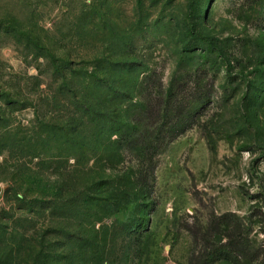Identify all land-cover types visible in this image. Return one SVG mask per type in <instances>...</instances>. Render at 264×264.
<instances>
[{
	"label": "rangeland",
	"instance_id": "374dc122",
	"mask_svg": "<svg viewBox=\"0 0 264 264\" xmlns=\"http://www.w3.org/2000/svg\"><path fill=\"white\" fill-rule=\"evenodd\" d=\"M206 38L233 70L218 63L208 110L157 158L153 196L116 214L110 191L96 189L103 206L72 210L68 175L78 163L69 155L98 178L138 169L125 152L100 156L111 140L91 116L80 120L78 148L47 140L82 98L115 101L111 91L84 95L92 74L132 91L157 70L168 86L181 61L212 65ZM55 94L60 108L47 105ZM227 212L247 218L253 239L264 241V0H0V264H190L186 225ZM144 217L149 233L134 254L120 226Z\"/></svg>",
	"mask_w": 264,
	"mask_h": 264
},
{
	"label": "trees",
	"instance_id": "16d2710c",
	"mask_svg": "<svg viewBox=\"0 0 264 264\" xmlns=\"http://www.w3.org/2000/svg\"><path fill=\"white\" fill-rule=\"evenodd\" d=\"M198 7L199 1L192 2L193 11L197 12ZM200 37L203 35L195 36V38ZM206 40L208 49L206 52L202 51L212 65L205 68L201 66L194 68L181 61L168 86L164 84L163 76L157 70L150 71L142 83L133 87L132 91L125 89L124 84L109 83L98 78L96 74H92V81L86 84L89 87L84 95L88 96L92 91H111L113 94L111 100L115 101L106 107H99L98 102L89 103L88 99H93L82 98L76 103L78 107L73 114L74 118L59 127L53 125L52 134H49L47 140L51 143L53 139H63L70 147L78 148V139L84 128L80 120L91 116L90 118L100 123L99 134H105L111 140L110 145L106 147L109 155L102 152L100 156L104 159L108 157L107 161L109 156H120L125 152L137 158L138 169L132 171V175L124 174L114 177L108 175L107 171H103L98 178L91 175L94 172L92 168L84 167L83 172L78 168L80 161L75 153L69 155L68 159L73 158L74 163L78 164L68 175L70 190L67 193L66 205L74 210L94 205L103 206L100 202L103 199L106 201L105 197L96 196L97 192L94 191L107 188L110 191L112 207L115 208L116 214H119L126 208L140 204L142 199L153 196L158 166L157 158L167 149L169 143L193 128L199 117L208 110L214 93V85L209 82L210 78H213L211 82H214L221 72V67H217L218 63L227 62L228 69L233 70L231 59L218 41L210 38ZM239 76V73L233 75L234 79ZM63 85L58 87V93H62L63 88H66L67 84ZM69 90L73 91L70 87ZM134 90L139 95L131 94ZM53 98L54 102L51 104L47 102V105L60 108L56 94ZM127 98L129 99L128 105L121 106L122 101L116 102ZM71 104L74 102H68L70 109ZM206 137L210 147L214 148L213 135L208 132ZM97 152H100V148ZM36 153L37 151L34 154ZM36 199L34 202L46 209V203ZM60 205L59 210L65 208L64 204L63 207ZM148 223L149 220L144 217L142 221L132 220L120 226V229L129 228L124 232L131 240V250H134V254L142 248L143 240L149 233ZM249 224L247 218L233 212L214 215L208 226L199 221L197 228L187 224L186 228L192 234L195 244L190 264H218L221 261L230 264H264V241L258 242L253 239Z\"/></svg>",
	"mask_w": 264,
	"mask_h": 264
}]
</instances>
